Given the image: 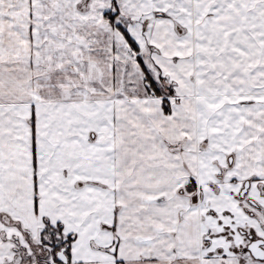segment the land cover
I'll return each instance as SVG.
<instances>
[{"label":"snow or ice","instance_id":"obj_1","mask_svg":"<svg viewBox=\"0 0 264 264\" xmlns=\"http://www.w3.org/2000/svg\"><path fill=\"white\" fill-rule=\"evenodd\" d=\"M0 264H264V0H0Z\"/></svg>","mask_w":264,"mask_h":264}]
</instances>
